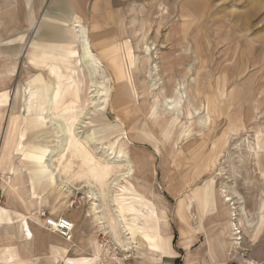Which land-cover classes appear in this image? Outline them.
<instances>
[{
	"label": "rangeland",
	"instance_id": "obj_1",
	"mask_svg": "<svg viewBox=\"0 0 264 264\" xmlns=\"http://www.w3.org/2000/svg\"><path fill=\"white\" fill-rule=\"evenodd\" d=\"M96 9L95 17L89 16L85 25L88 28L92 23L101 26L108 22L109 13L118 14V19H123V29H119V33L124 30L123 38L129 39L133 52V57H124L126 62H133L127 66L131 85L122 87L129 93L137 91L139 94L130 108L134 107L135 112L124 113L119 109L115 112L123 121L129 139L126 152L134 171L131 183L145 194L153 189L155 196L162 199L151 201L153 206L147 207L154 210L150 215L156 216L154 220L158 221L159 233L168 238L164 258L154 260V264H264V178L255 165L254 149L248 147L257 143V163L264 170V0H101ZM107 37L114 36L109 34ZM118 38L107 43L111 45ZM145 44L155 49L150 53L149 62L143 48ZM100 47L96 45L94 50L100 51ZM25 62L33 67L24 57L19 65V77L11 80L8 89L11 98L16 85L25 86L28 77L39 70L26 72L28 66ZM107 65L116 82L111 63ZM153 65H157L159 88H164L168 97H175L178 89L182 91L183 97L174 103L175 110L171 113H164L160 106L153 115L150 113L154 99L149 92L145 94L143 91L150 85L149 73H152ZM96 81L94 101L97 106L109 96V80L103 69L96 74ZM187 101L191 106L188 107ZM212 101L217 106L216 114L208 117L207 106ZM193 107L202 110L195 113ZM186 108L193 113L191 120L185 114ZM91 110L80 119L87 127L115 123V112L110 107L107 106L101 114ZM3 115L0 154L4 151L10 109ZM48 123L46 120V126ZM55 125L51 123V126ZM82 126L80 133L87 130L85 125ZM52 133V127L41 130L39 139L28 142V145L34 142L38 146L48 143L50 150L45 160L54 156L52 150L56 139ZM224 136H227L228 143L221 151L215 169L204 170L202 161L211 155L213 147ZM219 170L221 175H217ZM12 171L4 167L0 173V208L7 207L14 212L22 207V210L29 211L40 208L51 216L63 215L75 221L74 238L60 264H66L68 257L92 259V246L96 242L101 253H98L95 264H141V258L154 259L148 255V247L142 238L128 240L129 236L122 233L120 226H117L120 235L113 236L110 231L108 219L117 215L111 202L113 190L109 191L103 205L100 198L95 201L107 214V218L101 221L103 226L99 225L100 214L94 212V201L87 196L90 190L98 193V187L90 176L82 174L79 177L78 167H72L61 176L55 170L57 186L64 178L70 180L69 185L62 187L63 190L53 189L39 207L27 200L26 183L20 182L25 180H16L15 177L14 191L9 190ZM188 184L191 191L185 193ZM202 188L208 189L210 201L205 212H202L200 198ZM220 188L235 197L234 206L238 208L235 213L242 215L249 227L236 252L231 250V236L227 229L231 208L223 205ZM118 194L120 204L125 207V217L132 222V233L136 231L137 223L145 227L149 219L137 212V204L141 203L139 198L124 190ZM181 200L184 207L188 204V216L193 219L190 229H186L184 242L181 241L179 219L175 216ZM64 205L66 209H63ZM237 222L243 226L242 221ZM6 226L3 230H10L9 224ZM125 243L129 246L126 247ZM52 245L58 246L57 243ZM59 246H66L65 242ZM35 248L37 252L41 251L36 245ZM170 250L176 256H169ZM51 251L35 257L51 264Z\"/></svg>",
	"mask_w": 264,
	"mask_h": 264
},
{
	"label": "bare ground",
	"instance_id": "obj_2",
	"mask_svg": "<svg viewBox=\"0 0 264 264\" xmlns=\"http://www.w3.org/2000/svg\"><path fill=\"white\" fill-rule=\"evenodd\" d=\"M120 21L123 22V19L120 18ZM67 26L76 27L81 30L82 44L80 48L82 57H70L79 48L78 45L72 44L65 46L67 57H47L44 60H41V58L27 60L33 65V70H39H35L36 73L28 77L25 86L18 85L13 95L10 116L7 115L9 116V121L6 129V137L3 140L4 151L0 154V173L4 171V167L11 171L13 170V178L10 179L9 183V190L12 192L14 191L15 177L16 180L17 178L25 180L20 182H22V184L26 183L27 200L31 201L35 199V204L39 207L42 203V199L53 189L60 190L62 187L69 185L70 180L64 178L63 181L61 177V184H59L61 188H59V185L57 186L55 170L61 176L72 167H78L79 177L82 176V174L86 177L90 176L92 178L91 180H93L98 187V193L90 190L87 196L90 200L94 201L92 204L94 212L96 211L97 214H100V216H98V220L100 221L99 225L103 226L101 221L107 218V214L106 212H102V206L99 203H95V201L97 202V198H100L103 205L106 199H108L109 191L113 190L111 202L115 205V213L117 215L108 219L110 231L113 233V236L120 235L121 232L117 230V226H120L122 233L124 232L123 234L129 236L128 240L134 241L137 237L142 238L148 247V255H152L154 259L151 257L147 259L141 258V264H154V260L157 261L164 258L165 250L167 249H165V241L168 238L163 237L162 234L159 233L156 227L158 221L154 220L156 216L154 215V217H152L150 215V212L154 210L151 211V209H147V207L150 205L153 206L151 201H162V199L159 195L155 196L153 189L148 190L145 194L136 189L131 183L130 180L133 177L134 171L128 158L129 153L127 154L126 152L129 139L126 135L123 121L120 119L118 112H115L116 109L122 110L124 113L135 112L134 107L132 110H130V108L134 105L137 97L139 98V94L137 91L129 93L122 87V85L125 84L131 85L129 67L127 66L133 62H131V60L129 63L126 62L124 57L127 55L122 51H119V53H116V55L111 58L100 57L98 54H94L87 36L88 32L79 19L74 20V22L69 23ZM123 31L120 33L121 38H123ZM103 42L104 41L99 42L96 45L101 46V50L105 51L108 45L105 47ZM96 45L92 47L96 49ZM143 48L148 58L147 61L149 62L152 58L150 53L155 49L147 44H145ZM131 57L133 56L131 55ZM106 62L111 63L117 76L116 82L112 79V75L107 67V64L110 65V63ZM100 69H103L108 77L109 88L107 92L109 96L106 99H102L101 103L96 106L94 101L98 84L96 81V74L99 73ZM151 71L152 73H149V77H151L150 85L143 91L145 94L149 92L154 99L153 105L150 107V113L153 115L158 106L162 107L164 113L167 111H174V103H178L183 97L182 91L178 89L175 92V97H173L175 93L172 96L173 98L168 97L166 95L167 92L166 94L164 92V88H159L157 65H153ZM111 87L114 89L113 95L111 94ZM187 104L188 107L191 106L188 101ZM107 106L115 112V123L90 124V126L87 127L86 123L80 120L81 116L84 117L88 111L90 112V109H92L91 112L93 113L98 112L101 114ZM126 107L128 108L126 109ZM207 107L208 117H211L212 113L216 114L217 106L213 101L209 103ZM7 109V107L0 108V132L4 120L3 114ZM193 110L197 113L202 109L193 107ZM185 114L187 118L191 120L193 113L186 108ZM46 120L49 121V126H46ZM52 122L56 123V127L51 126ZM82 125H85L84 127H87V130L80 133ZM51 127L53 130L52 136L56 139V145L52 150L54 156L50 158V160H45L50 150L48 143L45 142L43 146H38L34 145V142L28 145V142L39 139V132ZM226 137L224 136L223 139L213 147L210 156L204 158L201 163L204 170H210L211 168L213 170L215 169L217 159L228 143ZM1 138L2 137H0V140ZM252 146L248 147L252 150L254 149L252 153L255 157V165L259 170L258 172L261 178H264V170L261 169L260 165L257 163V143L254 142ZM7 150L9 151L8 155L6 154L8 152ZM53 162H56V165H54ZM220 173L219 170L217 175H221ZM189 184L185 187V193L191 191ZM116 189H119V191L115 192ZM122 190L131 193L130 195H133L134 198H139L141 203L137 204V212H140L143 217L149 219L145 227L144 224L141 225V223H137L138 227L135 228L136 231L134 233H132L133 228L130 225L132 222L125 217V207L122 206L119 201L118 192ZM221 191L222 189L220 188L219 196L221 197L223 195V198L221 197L223 205H228L231 208V214L227 221V229L231 236V250L236 252L241 247L239 241L242 239L243 233L245 231L248 232L249 227L247 223L245 224L246 221L244 222L242 215L235 213L238 209L234 206L235 197L233 198L232 195L227 194L226 191ZM128 195L129 194H127V196ZM200 198L202 200V208L204 209L202 212H205L210 203L208 189L202 188ZM181 202H183V200L179 201L175 216L179 219L181 226V241L184 242L186 229H190L191 220L193 219L192 216H188V204L184 207L180 204ZM66 208L67 207L64 205L63 209ZM41 210L39 208V210L36 211L22 210L14 213L17 218V230L24 245L28 244L32 239L29 222L36 221L38 223L36 225L43 224V227L46 229L44 222L42 223L39 217ZM5 212L9 215L11 210L8 209V211ZM61 217L64 216L61 215L57 218ZM133 218L134 217L131 216V219ZM237 220L242 221L243 226L239 225ZM72 224L74 230L75 223L72 222ZM46 230L55 233L53 230ZM72 240L73 239L67 242H71ZM94 244V256L92 259L82 258L81 260L84 264H95V261H98V253H101V247L97 242ZM128 246L129 243L126 244V247ZM246 263L254 264L253 262ZM108 264L112 263L108 262Z\"/></svg>",
	"mask_w": 264,
	"mask_h": 264
},
{
	"label": "crops",
	"instance_id": "obj_3",
	"mask_svg": "<svg viewBox=\"0 0 264 264\" xmlns=\"http://www.w3.org/2000/svg\"><path fill=\"white\" fill-rule=\"evenodd\" d=\"M100 1L0 0V108L7 107L11 109L12 107L14 92L20 84L16 85L12 98L8 89L11 87V80L19 77L21 70L19 65H22L24 57H26V61L34 58L44 60L47 57H67L65 46L72 44L78 45L79 48L70 57H82L80 48L82 44L81 30L67 26L74 20L79 19L81 24L85 26L91 43V50L94 54H98L100 57H113L116 53H119L116 50L117 48L127 55L126 57H131L133 52H131L129 39L126 37L118 38L120 35L119 29H123V22L120 21V18L118 19V14L110 15L109 13L107 16L108 22L101 26L92 23L91 27L88 28L85 25L84 21L88 20L89 16L91 18V16L95 17L97 14L96 8ZM119 25H122V27H119ZM106 26L105 30L101 29ZM109 34L118 38L116 42L114 41L111 44L112 46L107 43V41L114 39V37L109 39L107 37ZM102 41L105 42H103L105 47L108 45L105 51H95L92 46ZM25 64L28 66L26 72L33 70L27 62ZM7 199L9 200V198ZM31 201L36 202L35 199ZM22 208L18 210L22 211ZM5 211H8L7 207L0 208V264H50L48 261L44 262L35 256H41L47 251L50 253L51 250V264L62 262L60 261L62 256L68 253L69 242L65 241L59 234L46 230L47 228L45 229L43 224L36 225L38 223L32 221L29 222L32 239L24 245L17 230V218L14 215V210H11L9 215ZM47 213L49 214L48 211ZM51 217L57 218L58 216L54 214ZM40 220L43 223L42 219ZM69 220L73 221L72 219ZM8 224L10 230H3ZM75 232L74 227L72 239ZM62 242H65L66 246H59ZM51 243H57L58 246H50ZM35 245L41 251L37 252ZM93 246L91 254L95 253ZM169 256L174 257L176 254L170 250ZM67 259L69 260L67 261ZM67 259L65 260L66 264H84L80 256L68 257Z\"/></svg>",
	"mask_w": 264,
	"mask_h": 264
},
{
	"label": "built area",
	"instance_id": "obj_4",
	"mask_svg": "<svg viewBox=\"0 0 264 264\" xmlns=\"http://www.w3.org/2000/svg\"><path fill=\"white\" fill-rule=\"evenodd\" d=\"M39 217L43 220L44 225L47 229L53 230L55 233L59 234L65 241H70L72 239V222L65 218H53L50 217L47 211L41 210Z\"/></svg>",
	"mask_w": 264,
	"mask_h": 264
}]
</instances>
